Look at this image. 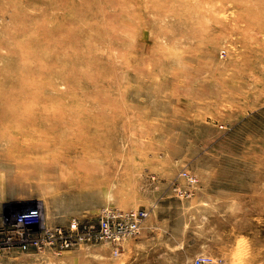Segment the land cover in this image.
<instances>
[{
	"label": "rangeland",
	"instance_id": "374dc122",
	"mask_svg": "<svg viewBox=\"0 0 264 264\" xmlns=\"http://www.w3.org/2000/svg\"><path fill=\"white\" fill-rule=\"evenodd\" d=\"M102 208L118 255L0 264H264V0H0V212Z\"/></svg>",
	"mask_w": 264,
	"mask_h": 264
},
{
	"label": "built area",
	"instance_id": "2783aa9c",
	"mask_svg": "<svg viewBox=\"0 0 264 264\" xmlns=\"http://www.w3.org/2000/svg\"><path fill=\"white\" fill-rule=\"evenodd\" d=\"M146 216L143 209L102 208L94 220L72 217L64 226L47 223L38 209L14 214L0 212V257L14 251L57 255L74 246L94 244H106L112 255H118L122 242L139 232ZM193 264H223V261L202 255Z\"/></svg>",
	"mask_w": 264,
	"mask_h": 264
},
{
	"label": "bare ground",
	"instance_id": "6f19581e",
	"mask_svg": "<svg viewBox=\"0 0 264 264\" xmlns=\"http://www.w3.org/2000/svg\"><path fill=\"white\" fill-rule=\"evenodd\" d=\"M86 218V217H85ZM86 247V246H85Z\"/></svg>",
	"mask_w": 264,
	"mask_h": 264
}]
</instances>
